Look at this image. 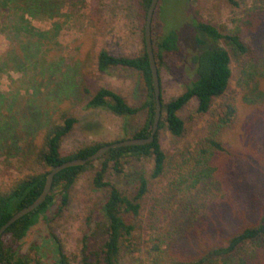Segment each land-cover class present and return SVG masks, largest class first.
Here are the masks:
<instances>
[{"label": "trees", "instance_id": "obj_1", "mask_svg": "<svg viewBox=\"0 0 264 264\" xmlns=\"http://www.w3.org/2000/svg\"><path fill=\"white\" fill-rule=\"evenodd\" d=\"M151 1L138 0V18L144 28ZM229 2L238 7L236 0ZM59 7V0H0V8L16 17L11 32L2 29L14 48L0 59V72H3V65L12 62L22 75L20 83H26L25 92L33 90L39 95L28 97V102L22 106L20 93H11L7 98L0 93V152L6 150L8 157L17 158L21 172L25 174L9 187L0 188V229L40 197L47 176L55 167L75 159H86L106 145L149 138L153 130L156 97L144 30L143 48L138 55H114L103 50L97 56L100 72L123 69L140 77L143 99L140 104L131 105L112 89L100 88L92 93L78 85L72 72L79 73V62L74 70L67 68L64 71L61 61L46 60L50 50L47 42L52 34L41 33L35 37V32H28L27 18H55ZM155 18L156 12L152 23V44L160 75V68L170 57L180 53V46L177 32L168 33L163 22L165 31L155 34ZM247 18L246 34L224 33L211 24L194 21L196 39L203 49L192 57L194 71L180 96L165 102L161 88L162 117L155 141L146 146L111 149L94 162L57 174L46 201L1 236L0 261L4 264H71L64 246L53 232L34 247L37 260L28 253L23 254L22 250L25 240L41 222L53 221L68 206L71 191L80 176L91 171L94 173V188L106 194L95 213L86 220L82 264H121L125 255L136 253L144 254L149 264H264V193L261 188L264 180L256 166H251L249 180L234 185L236 193L245 196L244 207L251 210L245 211L250 217L248 223H240L237 211L228 201L221 207L220 214L203 215L196 206L198 201L207 199L209 187L200 190L195 185L207 183L216 160L230 155L226 138L238 119L239 99L242 96L245 103L254 104L257 97L264 98V49L259 62L254 59L261 33H264V0H255L254 9ZM24 31L31 38L27 42L22 39ZM221 42L231 51L220 46ZM233 57L241 71L238 90L229 91ZM257 74L261 80L256 79ZM251 83L253 87L250 88ZM160 84L162 86L161 78ZM228 93L230 98L220 105L208 135L198 140L188 158L178 165L168 188L152 200L145 221L146 239L142 241L137 237L136 229L142 203L149 191L147 176L144 172H136L138 184L132 194L122 191L108 180L109 176L122 174L124 166L132 162L151 160L154 166L150 178H159L166 164L161 131L167 129L173 136L181 137L186 129L180 111L192 99L198 102V113L207 114L215 100ZM77 94L90 96L88 109L105 110L116 117L131 120L143 116V121L125 138L96 142L64 155L62 144L79 122L72 114L71 106L72 95ZM252 123L259 128L264 124V117L254 113ZM21 141L23 145H20ZM238 201L243 203L241 197ZM52 210L55 212L50 219Z\"/></svg>", "mask_w": 264, "mask_h": 264}, {"label": "rangeland", "instance_id": "obj_2", "mask_svg": "<svg viewBox=\"0 0 264 264\" xmlns=\"http://www.w3.org/2000/svg\"><path fill=\"white\" fill-rule=\"evenodd\" d=\"M238 7L231 5L229 0H160L156 9L154 32L160 35L162 31H176L179 35L180 53L173 55L160 68L162 94L165 102L180 96L185 91V84L194 71L192 57L198 54L203 47L197 42V30L194 21H203L211 24L224 33L237 34L245 32L247 15L254 9L255 0H236ZM58 16L48 18L39 16L28 17V32H35V37L41 33L51 32L47 42L50 48L46 60L61 61L62 69H75L79 62L81 69L75 75L78 85L88 88L95 93L100 88H108L121 94L131 105H138L142 101L141 79L132 72L123 69L100 72L97 68V56L105 50L114 55H138L143 48V22L139 20L138 0H59ZM16 19L10 13L0 8V59L6 52L14 48V44L3 34L13 30V21ZM161 20V21H160ZM165 25V30L163 24ZM33 37V36H31ZM264 33L257 44L255 61L259 62L264 49ZM24 42L29 41L30 35L24 31ZM220 46L231 51L223 42ZM248 61V59H247ZM254 61V62H255ZM251 61V63H254ZM82 63V64H81ZM0 72V93L4 97H11V93H20V104L28 102V97H38L33 90L25 92L26 83H20L22 75L16 71L12 62L2 66ZM233 77L229 91L238 90L240 65L232 58ZM260 74V73H259ZM257 74V80H261ZM263 81V80H262ZM191 85V80L188 81ZM75 83V81H74ZM263 88H264V81ZM253 84H250V88ZM44 89V88H43ZM41 89V91H43ZM230 98V93L216 99L211 111L200 114L197 111L198 102L192 99L181 111L180 117L185 123V133L181 137L173 136L167 129L161 131V144L166 154L164 173L157 179L150 175L154 163L151 160L132 162L124 166L122 174H111V182L127 194L136 191V172H144L149 181V191L142 203L141 215L138 218L136 234L139 239H146L145 221L152 200L176 176L177 167L186 158L195 144L208 135L214 116L219 107ZM90 96L86 94L72 95V114L78 119V124L64 140L61 151L64 155L74 153L78 149L96 142H114L131 134L143 121V116L131 120L119 118L105 110L87 108ZM70 106V107H71ZM262 112V113H261ZM264 117V98L257 97L254 104L245 103L242 96L239 99V116L234 128L229 132L230 155L216 160L207 183H198L197 189L209 187L207 199L198 201L196 206L203 215L220 214L221 207L228 201L237 211L240 223H248L251 211L244 207L245 196L236 193L235 183L249 180L251 166L264 180V124L255 128L252 123L253 114ZM15 130V129H14ZM23 145V141L20 142ZM0 152V188H7L14 180L25 174L17 158L8 157ZM93 172L82 174L71 191L68 206L53 221L41 222L25 240L22 253L30 254L37 260L34 247L40 245L52 232L64 246L71 264H82V239L86 231V220L92 216L106 192L98 191L93 186ZM262 191L264 193V184ZM195 197V194H193ZM241 197L243 203H239ZM227 203V204H228ZM179 208L176 205L175 208ZM121 264H149L142 253L127 254Z\"/></svg>", "mask_w": 264, "mask_h": 264}, {"label": "water", "instance_id": "obj_3", "mask_svg": "<svg viewBox=\"0 0 264 264\" xmlns=\"http://www.w3.org/2000/svg\"><path fill=\"white\" fill-rule=\"evenodd\" d=\"M160 0H152L150 7L147 12V17L145 21V28H144V40H145V48L148 55L151 73H152V79H153V85H154V91H155V97H156V112H155V119H154V125L153 130L149 138L146 139H128L124 140L118 143L106 145L102 147L97 153L94 155L86 158V159H75L72 161L65 162L64 164L55 167L47 176L46 184L44 187V190L40 197L29 207H26L16 213L1 229H0V238L5 233V231L13 225L15 222L20 220L21 218L33 213L36 211L48 198V196L51 193L53 183L55 180V177L57 174L62 172L65 169H69L72 167H82L87 165L90 162H94L101 158L103 155H105L108 151L111 149L116 148H124V147H131V146H146L150 145L155 141L156 134L159 130V125L162 117V103H161V84H160V75L158 71V67L155 60L154 55V49L152 44V23L154 19V15L156 12V9L158 7ZM0 264H4L0 261Z\"/></svg>", "mask_w": 264, "mask_h": 264}]
</instances>
